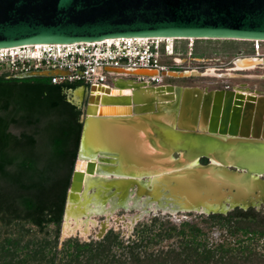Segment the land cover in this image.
Wrapping results in <instances>:
<instances>
[{
	"label": "water",
	"instance_id": "1",
	"mask_svg": "<svg viewBox=\"0 0 264 264\" xmlns=\"http://www.w3.org/2000/svg\"><path fill=\"white\" fill-rule=\"evenodd\" d=\"M110 37L264 40V0H0V48L35 43L70 44ZM240 59L243 64H247L244 60L253 61L255 66L264 64V58ZM106 70L173 78L201 75L198 70ZM51 74L66 73L36 69L21 75ZM114 84L151 89L159 103H168L176 112L172 121L167 122L155 115L159 108L154 106V99L133 97L132 113L97 117L99 138L104 144L122 152V160L132 164L133 170L158 172L155 177L164 185L158 181L154 185L144 184L148 176L144 173L140 178L135 171L119 173L115 166L121 161L110 163L104 155L98 158L101 164L93 158L85 163L80 160L85 158L82 155L85 124L99 99L97 93L106 95L110 89L107 85L91 84L80 116V138L61 226L68 213L69 199L81 189L84 173L96 176L94 172H103V166L108 167L110 174L100 180L102 202L116 200L108 211L135 207L138 213L134 216L143 212L155 215L157 211L208 215L264 206V95H247L243 100L242 94L237 93L232 101L233 90L205 88L203 92L199 87L170 83L152 86L133 78ZM94 90L96 94L92 93ZM222 94L223 103L219 100ZM112 98L118 104L128 101L125 95ZM173 98L175 102L169 104ZM138 134L152 149L151 154L131 151V144L137 147ZM203 158L206 162L201 161ZM133 163L138 165L137 169ZM129 195L144 197L143 207L127 206ZM105 232L102 226L97 238Z\"/></svg>",
	"mask_w": 264,
	"mask_h": 264
},
{
	"label": "trees",
	"instance_id": "2",
	"mask_svg": "<svg viewBox=\"0 0 264 264\" xmlns=\"http://www.w3.org/2000/svg\"><path fill=\"white\" fill-rule=\"evenodd\" d=\"M29 71L0 72V264L262 263L254 241L262 239L264 248V216L252 207L202 214L203 226L155 215L139 221L133 237L109 229L95 240L68 237L58 249L81 131L82 105L72 91L83 82L21 75ZM12 125L22 129L15 133ZM31 226L42 236L30 233ZM213 227L219 240L208 239Z\"/></svg>",
	"mask_w": 264,
	"mask_h": 264
},
{
	"label": "rangeland",
	"instance_id": "3",
	"mask_svg": "<svg viewBox=\"0 0 264 264\" xmlns=\"http://www.w3.org/2000/svg\"><path fill=\"white\" fill-rule=\"evenodd\" d=\"M170 43L172 41L176 53L181 58V62L178 63L177 69H197L201 70V72H206L207 69H214V73H224L226 72L230 65L231 59L234 56H238L240 54H250L254 51L253 47L256 45V40H239V39H187V38H177V39H169ZM259 41V40H257ZM260 46V51L264 52V41L258 42ZM32 47L20 48L6 51H0V72L1 71H21L32 68V70L36 69V63L32 61L27 62L26 64H22L20 61V65L14 63V56L17 54L22 57L24 55H28L32 50ZM256 52V51H254ZM168 60V59H167ZM255 66V65H254ZM264 66V65H263ZM260 67V68H259ZM224 69V70H223ZM43 70V69H40ZM226 70V71H225ZM115 71V70H110ZM213 73V74H214ZM246 75L256 74L255 77H242V76H230V77H222V76H213V75H204V76H188L184 78H173V77H163V81L179 86H198L200 88L206 86L207 89H211L214 87H220L227 80L232 84H236L239 80L248 81V84L251 83H259L260 85L264 84V78L260 77L264 75V68L258 66L254 69H249ZM124 79H132L133 77L130 75L122 76ZM211 82H210V81ZM113 84V81L110 82ZM217 83V84H216ZM84 85V84H83ZM82 85V86H83ZM264 89V85L262 86ZM78 88L83 89L81 86L77 87V89L72 91V98L76 101L80 102L82 107L84 101H82L81 93ZM97 91V90H94ZM76 95V96H75ZM76 97V98H75ZM22 129L19 125H12L11 130L15 133L19 132ZM161 129V128H159ZM108 203H106L107 205ZM255 211L259 212L260 215L264 216V206L260 208H256ZM107 212V213H106ZM138 213V209L135 207L123 209L118 207L117 209L111 211H104L99 214H95L94 212H90L87 215H81L79 218L81 220L80 226L85 228L87 232H81L77 227L75 232H69L63 234V226H60L59 231V239L57 241V248L60 249L62 241L68 237H77L80 241H88L90 239H99L96 234L100 232V228L103 226L104 230L112 229L114 231H118L120 236L123 239H127L128 237H133L134 227L139 221H148L150 217L158 215L162 218H168L174 223H179L183 219H190L200 223L202 218V214L198 212H181L170 214L166 212H155V215H151V212H143L137 216L134 214ZM205 215V214H204ZM91 219L93 221H91ZM132 219V220H131ZM73 224L74 222L71 221ZM101 223V224H100ZM64 224V223H63ZM203 226V223H200ZM29 225H26L27 228ZM50 228H53V225H50ZM4 228L0 225V237L2 236ZM37 237V239L42 236L34 226H31V232ZM220 230L216 227L210 228L207 235L209 240H219ZM30 236H32L30 234ZM52 237V234L49 235ZM101 238V237H100ZM27 239L24 238L22 242H25ZM221 239V238H220ZM21 242V244H23ZM170 241H164L161 244L169 243ZM262 239L258 241H254L255 246L259 252L263 254L262 263L264 264V248L261 246ZM156 245L154 249L158 248Z\"/></svg>",
	"mask_w": 264,
	"mask_h": 264
},
{
	"label": "bare ground",
	"instance_id": "4",
	"mask_svg": "<svg viewBox=\"0 0 264 264\" xmlns=\"http://www.w3.org/2000/svg\"><path fill=\"white\" fill-rule=\"evenodd\" d=\"M121 40V39H126V40H132V39H151L148 37H137V38H131V37H125V38H105L103 40H98V42L102 41H111V40ZM155 39V38H154ZM156 39H161V40H169L170 37L165 38V37H157ZM187 39H192V38H187ZM248 40H262V39H248ZM264 41V40H263ZM73 43L70 44H46V43H35V44H27V45H22V46H14V47H9V48H0V51H6V50H14V49H20V48H27V47H32L33 49H36L37 52H39V49L42 48L43 46H55L57 48H60L61 46H70ZM171 43L169 42V45ZM178 55H176L177 57ZM252 60H260V59H255L251 57ZM244 62L247 64H243L242 60L239 58L235 60V68H243L247 66H254V62L250 60H244ZM214 68L209 69L208 71L205 72V74H213ZM202 74V73H201ZM224 76H229V75H224ZM128 81V79H124L121 76L115 77L113 79V84L110 85V89L108 90V93L106 95H103L102 92L97 93L98 94V101L96 104H94V109L93 112L89 113V117H87L86 124H85V135H84V141L82 144V155L85 156V158H81L80 160L83 161L84 163L86 162L87 159H95L97 164H101L98 160V158L102 155L109 157L108 162L113 163L114 161H121V164H117L116 170L119 173H128L135 171L136 177L140 178L143 173L145 175H148L145 179L144 184L147 185H154L157 184V181L161 184V186L164 185V183L161 181V179H158L155 177L158 172H154L151 174H148L147 171L143 170H138L136 165V169L138 170H133L132 169V164H129L128 162H125L122 160V152L117 153L113 150H111L109 147H107L104 143V141L99 138V131H100V123L97 120L98 116H103V114H117V113H132L133 112V97H136V99H154V106L158 107L159 110L155 113L158 117L163 118L167 122H171L172 119L175 116V110L173 108L171 109L168 103H159L158 98L156 93L153 92V90H149L147 88H140V87H135L131 86V84L128 85H120V84H114V83H124ZM93 94H96V91L92 92ZM224 94V93H223ZM221 95L219 97V100L223 103L224 100V95ZM233 94L232 96V101L234 100V97L237 96L236 92H231ZM120 96V95H125L128 97V101L124 104H118L114 103L111 100L113 99V96ZM76 96V95H75ZM256 97V96H255ZM76 98V97H75ZM252 98V97H249ZM255 99V98H254ZM110 100V101H109ZM174 101V98L171 100L169 104H172ZM124 111V112H123ZM136 142L137 147L133 144H131L130 149L133 152H141V153H149L151 154L153 151L152 149L148 146V143L146 140L142 137L141 134L136 135ZM114 155H119L121 158L119 160V157H114ZM115 158V159H112ZM169 162V161H168ZM85 165V164H84ZM84 165L82 169L84 168ZM101 166V165H100ZM104 171L103 172H94L97 173L96 176L93 175H88L87 173H84V177L82 180V186L80 191L75 195L73 199H69L68 202V213L66 214L65 217V222L63 224V234H67L69 232H75L76 228L78 227L81 232H87L85 228H82L80 226L81 220L79 219L81 215H87L88 213L92 212H101V211H108L114 204H116L115 199H105L102 202L103 199V191H99V185H100V180L101 178H107L110 174L108 171V167L103 166ZM147 170V169H145ZM93 176V177H92ZM160 187V186H159ZM128 198L126 201V205L129 206L130 204H134L136 207H143L142 205L145 202L144 197H139V196H131ZM133 198V199H131ZM133 203H132V202ZM131 202V203H130ZM106 203H108L106 205ZM129 204V205H128ZM117 209V208H116ZM114 210V209H113ZM107 213V212H106ZM74 222L73 224L71 223ZM91 221H93L91 219ZM101 224V223H100Z\"/></svg>",
	"mask_w": 264,
	"mask_h": 264
},
{
	"label": "built area",
	"instance_id": "5",
	"mask_svg": "<svg viewBox=\"0 0 264 264\" xmlns=\"http://www.w3.org/2000/svg\"><path fill=\"white\" fill-rule=\"evenodd\" d=\"M148 38L151 39L79 41L60 48L43 46L39 52L32 49L28 55L22 57L16 54L13 60L14 63L20 61L22 64L32 61L36 63L37 70H56L66 73L65 75L51 74L50 80L53 83L62 80L81 81L87 87L91 84L110 86L112 85L110 82L116 76H127L125 73L106 70L107 68L149 69L157 72L177 69L176 55L178 54L172 41L169 45L168 40L156 39L157 37ZM258 42L256 40V45L253 47L256 52L260 51ZM130 76L135 81L147 85L164 84L161 75Z\"/></svg>",
	"mask_w": 264,
	"mask_h": 264
},
{
	"label": "flooded vegetation",
	"instance_id": "6",
	"mask_svg": "<svg viewBox=\"0 0 264 264\" xmlns=\"http://www.w3.org/2000/svg\"><path fill=\"white\" fill-rule=\"evenodd\" d=\"M171 39H174V38H171ZM259 41H263V40H259ZM242 56H250V57H253L255 59H260L262 60L264 58V52H252L250 54H240L238 56H234L232 59H231V65L228 69H226L224 73H217L215 72L214 74H212L213 76H222V77H230L231 75L232 76H242V77H248V76H251V77H255L256 74H250V75H246L245 73L249 70V69H254V68H257L258 66H261L264 68V64H261V65H256V66H247V67H243V68H235V60L239 59L240 57ZM176 60L178 61V63L181 62V58L179 56L176 57ZM260 68V67H259ZM210 69V68H209ZM207 69V71L209 70ZM215 69V68H214ZM176 70H184V71H190V70H197V69H176ZM224 70V69H223ZM201 72V70H198ZM202 73V72H201ZM229 75V76H224V75ZM204 75H211V74H205V72H203L200 76H204ZM260 77L264 78V75H261ZM210 81V80H209ZM164 82V81H163ZM211 82V81H210ZM167 83V82H164V84ZM217 84V83H216ZM83 85V84H82ZM80 85L83 89H80L78 88V90L80 91L81 93V98H82V101H85V98H86V93H87V86L86 85ZM264 84L262 83L261 85L259 83H251V84H248V81H245V80H239L238 83L236 84H232L230 81H226L225 83L222 84V86H218V87H214V88H211V89H207L206 86L200 88L203 90V92L205 91V88H206V91H209V90H233L232 92H236L239 93V94H242L243 96V100H245V98L247 97V95L249 96H257V95H264V89H262ZM191 87H198V86H191ZM77 89V88H76ZM248 98V97H247ZM202 162H206V159H201ZM250 208V207H248ZM247 208V209H248ZM254 208V207H252ZM241 209V208H240ZM255 209V208H254ZM243 210H246V209H243Z\"/></svg>",
	"mask_w": 264,
	"mask_h": 264
},
{
	"label": "crops",
	"instance_id": "7",
	"mask_svg": "<svg viewBox=\"0 0 264 264\" xmlns=\"http://www.w3.org/2000/svg\"><path fill=\"white\" fill-rule=\"evenodd\" d=\"M193 93V92H192Z\"/></svg>",
	"mask_w": 264,
	"mask_h": 264
}]
</instances>
